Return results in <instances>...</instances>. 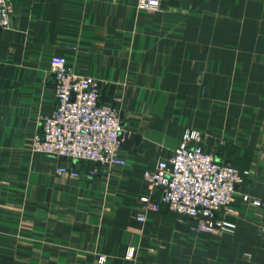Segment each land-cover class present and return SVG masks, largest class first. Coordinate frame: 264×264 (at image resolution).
Segmentation results:
<instances>
[{
	"label": "crops",
	"instance_id": "obj_1",
	"mask_svg": "<svg viewBox=\"0 0 264 264\" xmlns=\"http://www.w3.org/2000/svg\"><path fill=\"white\" fill-rule=\"evenodd\" d=\"M9 2L0 29V264H264L263 210L242 201L264 193V0H160L155 12L137 0ZM53 55L96 79L99 102L119 111L124 166L31 150L56 105ZM186 129L216 161L248 173L231 213L218 214L232 232L199 233L163 204L135 219L144 171Z\"/></svg>",
	"mask_w": 264,
	"mask_h": 264
},
{
	"label": "built area",
	"instance_id": "obj_2",
	"mask_svg": "<svg viewBox=\"0 0 264 264\" xmlns=\"http://www.w3.org/2000/svg\"><path fill=\"white\" fill-rule=\"evenodd\" d=\"M139 11L155 12L160 0H137ZM12 16L9 0H0V29L7 28ZM53 75L52 90L56 105L50 115L41 119L40 133L31 142L34 153L69 162H83L103 167L124 166L120 149L127 137L119 111L99 102V83L94 78L78 75L62 56L53 55L50 60ZM58 173L79 178L74 169L60 167ZM92 170L90 175H94ZM236 167L215 160L202 145L197 130L186 129L181 134L177 148L156 164L154 170H146L143 180L146 192L140 196L141 211L136 221H146L147 212H158L160 205L180 218L196 223L199 233L232 232L234 225L218 218V214H230L236 188L243 176ZM157 200H154V197ZM244 203L263 210V199L242 197ZM134 249L129 248L126 259H132ZM100 258L97 264H104Z\"/></svg>",
	"mask_w": 264,
	"mask_h": 264
}]
</instances>
